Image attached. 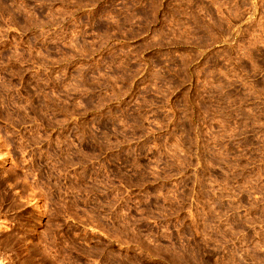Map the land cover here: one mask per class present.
Here are the masks:
<instances>
[{"label":"rangeland","instance_id":"rangeland-1","mask_svg":"<svg viewBox=\"0 0 264 264\" xmlns=\"http://www.w3.org/2000/svg\"><path fill=\"white\" fill-rule=\"evenodd\" d=\"M0 264H264V0H0Z\"/></svg>","mask_w":264,"mask_h":264}]
</instances>
